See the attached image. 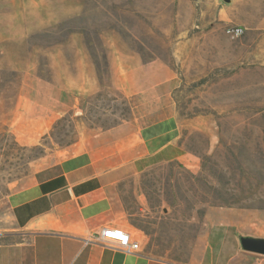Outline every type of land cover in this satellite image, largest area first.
Wrapping results in <instances>:
<instances>
[{
  "label": "rangeland",
  "instance_id": "1",
  "mask_svg": "<svg viewBox=\"0 0 264 264\" xmlns=\"http://www.w3.org/2000/svg\"><path fill=\"white\" fill-rule=\"evenodd\" d=\"M166 66L197 161L142 177L147 250L173 264H264L237 240L264 237V0H0V206L77 142L132 122L124 82Z\"/></svg>",
  "mask_w": 264,
  "mask_h": 264
},
{
  "label": "crops",
  "instance_id": "2",
  "mask_svg": "<svg viewBox=\"0 0 264 264\" xmlns=\"http://www.w3.org/2000/svg\"><path fill=\"white\" fill-rule=\"evenodd\" d=\"M134 83L124 82L132 122L77 142L69 156L23 179L0 206V264H173L147 250L154 208L141 180L155 166L197 161L181 143L173 95L182 82L166 66ZM114 228L129 232L140 251L96 241Z\"/></svg>",
  "mask_w": 264,
  "mask_h": 264
},
{
  "label": "built area",
  "instance_id": "3",
  "mask_svg": "<svg viewBox=\"0 0 264 264\" xmlns=\"http://www.w3.org/2000/svg\"><path fill=\"white\" fill-rule=\"evenodd\" d=\"M229 33L240 36L243 33L242 28L229 30ZM96 241L111 248L121 250L127 254H134L140 251V243L133 241L131 234L123 229H105L96 237Z\"/></svg>",
  "mask_w": 264,
  "mask_h": 264
},
{
  "label": "water",
  "instance_id": "4",
  "mask_svg": "<svg viewBox=\"0 0 264 264\" xmlns=\"http://www.w3.org/2000/svg\"><path fill=\"white\" fill-rule=\"evenodd\" d=\"M223 1L231 3V0ZM237 240L243 253L264 257V237L240 233L237 235Z\"/></svg>",
  "mask_w": 264,
  "mask_h": 264
},
{
  "label": "trees",
  "instance_id": "5",
  "mask_svg": "<svg viewBox=\"0 0 264 264\" xmlns=\"http://www.w3.org/2000/svg\"><path fill=\"white\" fill-rule=\"evenodd\" d=\"M178 91H179V89L178 90H176L175 92H174V99H175V101H176V103H177V107H178V115L180 116V115H182V112H181V110H180V107H179V105H178V100H177V93H178ZM202 167L204 168V166L202 165ZM221 181H222V179H221ZM222 185L224 186L225 185V183L224 182H222ZM211 188H214L213 186H210ZM209 192H210V196L213 198V199H215V200H218L220 203H219V205H221V206H227V207H234L235 206V204H237L236 202H237V198H238V196H235V195H229V194H227V193H224V192H222V191H212V189L211 190H209ZM147 196H148V198H149V201H150V197H149V195L147 194ZM233 200V201H232ZM151 203V202H150ZM213 203H215V202H213ZM151 205H152V203H151Z\"/></svg>",
  "mask_w": 264,
  "mask_h": 264
}]
</instances>
